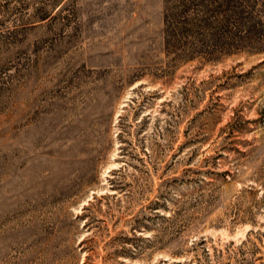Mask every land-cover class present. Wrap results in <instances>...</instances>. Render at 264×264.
I'll list each match as a JSON object with an SVG mask.
<instances>
[{"label": "rangeland", "instance_id": "rangeland-1", "mask_svg": "<svg viewBox=\"0 0 264 264\" xmlns=\"http://www.w3.org/2000/svg\"><path fill=\"white\" fill-rule=\"evenodd\" d=\"M169 1L0 0V264H264V50Z\"/></svg>", "mask_w": 264, "mask_h": 264}, {"label": "trees", "instance_id": "trees-1", "mask_svg": "<svg viewBox=\"0 0 264 264\" xmlns=\"http://www.w3.org/2000/svg\"><path fill=\"white\" fill-rule=\"evenodd\" d=\"M261 2L170 0L165 17L167 51L182 60L215 61L243 48L264 50Z\"/></svg>", "mask_w": 264, "mask_h": 264}]
</instances>
